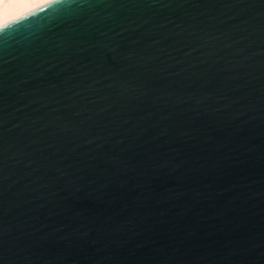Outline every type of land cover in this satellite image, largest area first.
I'll return each mask as SVG.
<instances>
[{"label":"water","instance_id":"obj_1","mask_svg":"<svg viewBox=\"0 0 264 264\" xmlns=\"http://www.w3.org/2000/svg\"><path fill=\"white\" fill-rule=\"evenodd\" d=\"M0 264H264V0L1 29Z\"/></svg>","mask_w":264,"mask_h":264},{"label":"bare ground","instance_id":"obj_2","mask_svg":"<svg viewBox=\"0 0 264 264\" xmlns=\"http://www.w3.org/2000/svg\"><path fill=\"white\" fill-rule=\"evenodd\" d=\"M60 0H0V30Z\"/></svg>","mask_w":264,"mask_h":264}]
</instances>
